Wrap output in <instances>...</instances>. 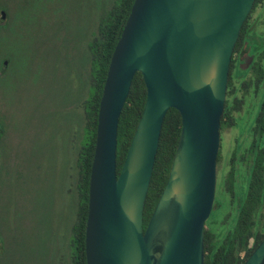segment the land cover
<instances>
[{
    "label": "water",
    "instance_id": "water-1",
    "mask_svg": "<svg viewBox=\"0 0 264 264\" xmlns=\"http://www.w3.org/2000/svg\"><path fill=\"white\" fill-rule=\"evenodd\" d=\"M254 1H133L99 102L87 264H204V228L215 199L230 62ZM137 71L147 96L117 174L118 121ZM170 107L181 115L179 140L144 229V203ZM243 264H264V238Z\"/></svg>",
    "mask_w": 264,
    "mask_h": 264
},
{
    "label": "rangeland",
    "instance_id": "rangeland-1",
    "mask_svg": "<svg viewBox=\"0 0 264 264\" xmlns=\"http://www.w3.org/2000/svg\"><path fill=\"white\" fill-rule=\"evenodd\" d=\"M20 1L25 3L23 7L18 0L5 1L9 8L17 5L16 20L11 27L0 28V55L7 61L0 128L8 129L7 141L30 152L37 169L25 185L24 196H10L17 203L8 212V264H70L71 226L77 210L76 161L85 141L83 112L91 92L89 44L100 20L117 0ZM249 30L250 46L263 50L264 3L252 12ZM252 48L242 56V69L250 64ZM243 100L242 108L234 112L236 124L220 132L222 160L216 170L214 220L207 225L218 234L230 226L221 224L230 210L229 196L218 190L219 171H228L236 146L240 144L243 151L252 141L248 127L261 96L250 87ZM20 151L16 149L15 158L24 156ZM237 169V180L244 184L245 161Z\"/></svg>",
    "mask_w": 264,
    "mask_h": 264
},
{
    "label": "trees",
    "instance_id": "trees-1",
    "mask_svg": "<svg viewBox=\"0 0 264 264\" xmlns=\"http://www.w3.org/2000/svg\"><path fill=\"white\" fill-rule=\"evenodd\" d=\"M134 0H117L107 15L100 20L97 33L89 44L93 63L91 92L85 101L83 112V128L85 141L78 151L76 161L77 210L74 224L71 226V261L70 264H87L85 255V230L88 213V197L91 164L97 136L98 109L103 92L110 58L115 44L121 34L124 23ZM0 0V8H5ZM18 5L25 3L18 0ZM264 0H255L253 8L240 30L230 62L224 109L220 117V132L225 127L236 124L234 112L243 105V97L250 87L260 94L261 101L249 131L253 138L241 151L236 146L228 164L229 169L219 171V189L225 196L230 211L223 217L221 224H230L226 232L218 234L213 226H207L214 220L211 212L205 221L204 228V264H243L253 249L264 238V49L254 53L247 69L241 67V57L249 47V20L254 9L262 5ZM6 9V8H5ZM16 18V17H15ZM246 79H240L248 75ZM237 79H240L237 81ZM147 92L142 74L133 76L128 96L121 110L117 127L116 171L119 174L132 136L143 111ZM181 130L180 112L170 107L163 119L159 145L156 152L150 185L143 209V227L151 217L155 205L164 189L178 144ZM240 152V153H239ZM221 151H218L217 164L221 163ZM247 164L245 183L237 180L239 162ZM216 202V200H215ZM213 217V218H212ZM216 220V219H215ZM217 224V220L213 221Z\"/></svg>",
    "mask_w": 264,
    "mask_h": 264
},
{
    "label": "flooded vegetation",
    "instance_id": "flooded-vegetation-1",
    "mask_svg": "<svg viewBox=\"0 0 264 264\" xmlns=\"http://www.w3.org/2000/svg\"><path fill=\"white\" fill-rule=\"evenodd\" d=\"M2 5L5 8H0V28L11 27L13 21L16 20L15 12L18 8L17 5L9 8L5 2ZM4 13L3 19L1 18ZM252 46H250V37H249V47L246 52L251 50ZM256 48V49H255ZM252 48L253 52L251 54V61L253 59V55L258 51L257 47ZM244 52V54H246ZM243 54V55H244ZM0 55V105L3 107V75L4 71L7 68V61H5V57ZM242 59V57H241ZM250 61V62H251ZM3 110V108L1 109ZM8 133V129L3 131L0 128V264H8L7 250H8V230L7 223L9 222V207L12 204L17 203L14 199H10L11 197L21 198L24 196V192L28 189V183L30 179L33 177L34 172L37 169V165L33 158L30 160V152L25 153V150L20 147L19 144L15 142H10L6 140V136ZM19 148L21 154L24 156L19 159L14 157V152ZM29 150L30 147H29ZM26 162V163H25ZM27 184V185H26ZM26 185V187H25ZM25 187V189H24ZM68 192V190H67Z\"/></svg>",
    "mask_w": 264,
    "mask_h": 264
}]
</instances>
